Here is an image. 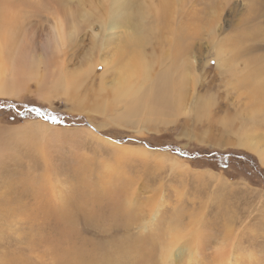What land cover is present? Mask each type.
Here are the masks:
<instances>
[{"label":"rangeland","instance_id":"obj_1","mask_svg":"<svg viewBox=\"0 0 264 264\" xmlns=\"http://www.w3.org/2000/svg\"><path fill=\"white\" fill-rule=\"evenodd\" d=\"M136 5L143 34L105 29ZM73 22L62 47H45ZM4 43L20 90L0 95V264H220L224 241L236 264H264V172L248 165L264 169V156L241 144L264 147V0H0ZM133 54L188 69L182 93L136 85L120 98L116 65ZM172 231L184 251L164 260Z\"/></svg>","mask_w":264,"mask_h":264},{"label":"bare ground","instance_id":"obj_2","mask_svg":"<svg viewBox=\"0 0 264 264\" xmlns=\"http://www.w3.org/2000/svg\"><path fill=\"white\" fill-rule=\"evenodd\" d=\"M136 6L137 7L135 10L127 11L128 12L127 15L120 22H115L114 20H110V17H109V19H107L105 22V29L106 28L115 29V28L124 27L125 28V35H127V36H130L133 34L135 35L136 33L137 34H143V32L141 30H144L143 29L144 26L143 25L141 26L140 24L144 23V19H145V17H143L144 11H143V7H141L140 5H136ZM120 8H122V7H120ZM166 8L167 7H165L164 9H162L159 12H156V17H158L157 19H159L160 17L163 18V20H165L163 22L165 25H167V23L169 22L168 19H165ZM57 19L60 20L62 18L59 19V17H58ZM77 22H78V20H77ZM78 25L79 24L73 22L72 26L70 25L71 26L70 30H68V31H66L62 27V24H61V26H54L53 27V35L46 38L47 40L45 43V47L46 48H49V47L60 48V47H62V45L69 40L68 38L72 37L77 32V29L79 27ZM175 31H177V30H175ZM22 48H24V46ZM22 48H20V49H22ZM7 49H8L7 43L0 44V95H14V94H18L19 90H20L18 88V86L9 87L10 83L7 84V82H6V80H7L6 77H14L13 70H10L4 61V54H5V51H7ZM17 55L21 57V62L24 63L26 61V57L28 56V52L21 53L20 50L17 48ZM219 55H220V53H219ZM140 59H142V60H140ZM161 59H163V58H161ZM161 59L159 58L160 62H161ZM181 60H182V58H181ZM122 61H124V62L120 63ZM164 61L165 60L163 59L162 63H161L162 66H160L161 69L158 70L159 71L158 72V71L154 70V64L155 63L153 64L149 59L141 58L138 54H133V56L125 55V58L122 55L120 58V61L117 62L118 64L116 63L117 64L116 66L118 67L119 73H118V77H117L116 81L113 83L114 86H116L118 88V95H120V98L126 99V98H129L130 96H134L135 90H136V88H134V87L136 85H144V86L153 85L151 88H149L148 93L152 92L151 90H153L155 87L173 85L174 88H173L172 92L174 94H176V93L181 94L182 88L185 86L186 80L191 77L189 70L185 69V68L180 69V66H179V68H176L175 67L176 64L174 66L173 59H172V61L170 59L166 60L168 62L171 61V63L169 62L171 66H167L166 61L165 62ZM218 61H219L218 64H220L219 66L224 67L225 64L221 65V63H220V62H222L221 59ZM223 61H224V59H223ZM158 65H160V64H158ZM182 66H184V65L182 64ZM16 68L17 69L20 68V64H15L14 69H16ZM48 71L50 74L47 77V79L52 77L51 72H53L50 67H49ZM191 71L193 72L192 69H191ZM15 75H16V71H15ZM28 76H30L34 79L41 77L39 59H33L31 61L30 72L28 73ZM248 78L251 79L252 78L251 75L250 76L248 75ZM52 79L54 80V82H57V79H55V78H52ZM141 79L143 80V82L141 84H139ZM53 80H51V81H53ZM193 80H194L193 82L195 83V82H197L198 79L194 77ZM260 80H261L260 77L258 79H256V81H258V82ZM10 81L11 80H9V82ZM67 84L68 85H66L65 87H69L68 82H67ZM162 84H164V85H162ZM62 86H63V84H62ZM67 92L68 91L66 90V94H67ZM162 93L163 92L160 88L159 94L162 95ZM38 122H35L34 124L38 127H43V126L48 127V125L41 124ZM28 123H29V121H28ZM49 129H50V126H49ZM252 139H254V137H248V136L242 137L241 144H243L244 146H251L252 149H254L256 152H258L261 156H264V147H262V144H259L258 142H255V141H252ZM176 165L175 166L179 170L180 177L182 178L183 181H185L188 178L187 177L188 170H186L181 165H178V164H176ZM181 193H179V195H181ZM182 198H183V196H182ZM178 199H180V201H181L180 197H178ZM178 204H180L179 201H178ZM201 207H203V206H201ZM154 214H155V212H154ZM179 236L180 235L176 231L170 232V242L168 243V246L163 253V259L164 260H173L176 255H178L179 253H183V251H184L183 246L180 245L176 241L179 238ZM216 247L218 248L217 250H219V253L217 252L214 256L217 259V262L220 259L221 260L220 264H236L235 257L233 256L234 249H231L230 247H228V244L225 241L221 242ZM138 249H140V248H138ZM231 259H233V260L231 261Z\"/></svg>","mask_w":264,"mask_h":264},{"label":"trees","instance_id":"obj_3","mask_svg":"<svg viewBox=\"0 0 264 264\" xmlns=\"http://www.w3.org/2000/svg\"><path fill=\"white\" fill-rule=\"evenodd\" d=\"M23 110V109H22ZM19 110L17 109V112H18ZM23 111H27V109H24ZM19 116H21V118H28V113L26 114L25 113V115L24 114H22V115H19ZM34 117L35 118H39V119H42V120H45V121H47V122H49V123H52V124H55V125H65V121L63 120V119H61L60 117H55V116H52V114H48V115H44V114H42L41 113V111H40V109L37 111V113L34 115ZM53 118H55V119H53ZM66 124H68V123H66ZM143 144H145V145H147L148 147H150V145L146 142V141H144V142H142ZM152 147V146H151ZM159 148L162 150V149H164V150H166V149H170V151H172V152H175V153H177V154H180V155H182V156H185V154L178 148H173V147H171L170 145H160L159 146ZM198 155H200V153L198 152L197 153ZM197 154H194V155H197ZM207 155H208V157H212L214 154H208V153H206ZM229 155L230 156H228V154H224V156L223 155H221V157H222V160H224V161H228V160H230L231 158L233 159V158H236V157H232V155L229 153ZM218 164H220V163H218ZM221 165H223V167H228L229 165H230V163H222ZM248 165H249V168L250 169H252L254 172H256L257 174L258 173H260V175H262V172H264V169H260V168H258V164L257 163H248ZM263 170V171H262ZM255 173V174H256ZM263 179L262 180H260V183H262V184H264V177H262Z\"/></svg>","mask_w":264,"mask_h":264},{"label":"snow or ice","instance_id":"obj_4","mask_svg":"<svg viewBox=\"0 0 264 264\" xmlns=\"http://www.w3.org/2000/svg\"><path fill=\"white\" fill-rule=\"evenodd\" d=\"M53 119H55V118H53Z\"/></svg>","mask_w":264,"mask_h":264}]
</instances>
